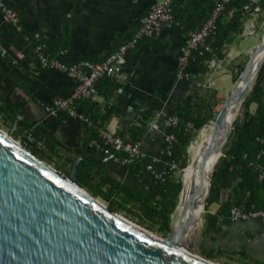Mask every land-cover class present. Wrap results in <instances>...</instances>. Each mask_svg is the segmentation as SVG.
<instances>
[{
	"label": "crops",
	"instance_id": "0c3cea01",
	"mask_svg": "<svg viewBox=\"0 0 264 264\" xmlns=\"http://www.w3.org/2000/svg\"><path fill=\"white\" fill-rule=\"evenodd\" d=\"M162 1L4 0L18 14L22 31L6 23L0 11V39L12 53L25 55V60L16 66L11 59L0 58V101L17 107L19 112L14 134L20 138L24 133L17 128L18 124L33 129L46 128L49 117L45 106L55 99L71 98L78 86L76 80L61 72L42 69L37 61V46L31 39L54 41L69 36L68 49L58 55L62 62L100 63L131 39L152 6ZM188 35L179 24L163 30L155 39L144 41L129 52L127 64L121 71L126 81L102 82L100 89L98 85L99 96L92 102L112 109L102 130L117 137H127L133 128L144 131L140 143L144 157L134 170L137 173L115 160L104 164L106 172L125 185L156 187L160 183L158 174L171 164L165 154L169 130L157 115L161 112L169 115L190 101L218 92L214 78L223 70L224 62L215 60L214 65L209 63L201 72L193 58L188 67L191 79H177L178 63ZM86 124L66 117L56 133V140L71 152L82 151L88 143ZM154 125H159L160 129L152 131ZM88 153L97 154L96 151ZM151 165L155 166L154 172L147 169ZM219 210L220 205L216 204L210 214L219 216ZM202 232L205 235L203 248L224 262L264 264L262 221L232 222L230 218H220L218 224L205 225Z\"/></svg>",
	"mask_w": 264,
	"mask_h": 264
},
{
	"label": "water",
	"instance_id": "95a60500",
	"mask_svg": "<svg viewBox=\"0 0 264 264\" xmlns=\"http://www.w3.org/2000/svg\"><path fill=\"white\" fill-rule=\"evenodd\" d=\"M263 65L264 35L222 103L216 119L222 125L219 136L194 163L190 161L195 173L189 188L183 180L176 210L182 209L180 222L167 237L113 213L81 188L77 172L79 164L87 161L85 157H77L65 177L16 141L17 112L10 131L0 130V264H228L203 253L205 235L202 232L198 240L193 238L189 221L197 208L206 211L217 166L209 176L207 160L228 143L233 113ZM115 157L112 154L91 164H107Z\"/></svg>",
	"mask_w": 264,
	"mask_h": 264
},
{
	"label": "trees",
	"instance_id": "16d2710c",
	"mask_svg": "<svg viewBox=\"0 0 264 264\" xmlns=\"http://www.w3.org/2000/svg\"><path fill=\"white\" fill-rule=\"evenodd\" d=\"M220 0H178L174 5V17L176 24L183 27L184 32L190 34L202 27L211 17ZM264 9L255 0H233L227 6L222 16L215 37L209 41L212 51H198L194 54V60L202 72L212 61L224 62L230 48L235 41L243 36L245 25L257 12ZM30 39V38H29ZM36 46L40 39H31ZM46 54L58 56L66 51L69 46V36L54 41H44ZM249 62V60H248ZM247 66V64H246ZM246 66L241 65L234 77L236 82L244 73ZM111 80H103L109 82ZM217 91H213L207 97L197 101H190L169 116L179 119V126L174 130L176 143L171 159L177 165V170L165 175L164 180L156 187L133 188L112 178L105 170V166H93L92 162L103 160L114 152L106 149L101 151L90 145L99 141L100 132L109 119L112 109L102 108L100 105L82 102L78 105L91 124H86L88 130V143L82 151L74 153L65 149L56 140V133L64 124L66 115L59 118H49L48 126L44 129L22 127L18 124L20 132L34 131L36 143L45 145L41 150L37 144H29L23 141L22 145L33 153L41 161L55 166V170L61 175H69L73 161L83 156L86 162L78 166L79 186L85 189L96 199H102L107 203L110 211L117 214H125L131 221L147 228L149 231L167 237L173 230V217L179 205L183 191V173L189 167L191 156L189 148L198 134L217 118L216 109L221 105ZM222 100V99H221ZM255 110L252 111V108ZM17 107L0 101V118L6 127L12 128L16 118ZM144 131L133 128L129 132L130 139L122 137L132 144L141 143ZM14 138H19L14 134ZM49 151V153H47ZM96 151V155L88 152ZM224 156L218 162L213 178L212 196L206 207V226L218 224L220 218H230L231 209L239 208L250 211L252 208L264 210V181L259 179V167H264V65L260 70L251 96L245 102L244 120L234 124L228 143L223 148ZM117 158L123 154H117ZM114 161V160H112ZM139 163L130 167L133 173ZM220 205L219 216L210 214L211 207ZM217 213V214H218ZM203 253L213 256L203 248Z\"/></svg>",
	"mask_w": 264,
	"mask_h": 264
},
{
	"label": "built area",
	"instance_id": "2783aa9c",
	"mask_svg": "<svg viewBox=\"0 0 264 264\" xmlns=\"http://www.w3.org/2000/svg\"><path fill=\"white\" fill-rule=\"evenodd\" d=\"M178 0H163L152 6L149 13L142 19L141 25L134 36L127 42L121 44L116 51L111 53L105 61L97 63L90 60H81L76 63L68 64L62 62L58 56L46 54V45L43 41H39L37 45L38 64L44 70H54L61 72L68 77L78 82L77 89L74 95L69 99H55L52 103L45 106V112L49 118H59L65 114L67 118L77 119L83 123L91 124L90 119L79 110L78 105L82 102L94 101L99 96L98 85L103 80L123 82L127 80L126 75L121 71L127 64V57L130 51L135 50L140 43L155 39L163 30L171 29L176 24L174 17V5ZM199 1V0H194ZM233 0H220L217 8L211 17L203 24V26L190 33L185 42L182 56L178 63L176 77L179 81L191 79V74L188 72V67L194 54L204 50L211 52L209 41L215 37L218 31L219 22L224 15L226 8ZM0 11L3 14L4 21L13 25L19 31H22V23L18 14L12 10L4 0H0ZM64 52L61 53L63 55ZM0 58L11 59L14 66L19 65L25 60V55L22 53H12L10 49L0 39ZM212 61L210 64L214 65ZM157 119L165 121V125L169 130L166 136V151L165 154L171 160L168 169L161 171L158 174L160 182L164 180L166 174L177 170V165L172 161V151L176 143L174 130L179 126V119L174 116L165 115L162 112L157 115ZM159 125L152 126L151 130H159ZM21 141H27L29 144H35L34 131H25ZM130 139V135L126 137ZM41 150L45 149L42 143H36ZM97 150L106 149L114 154H123V157H115V161L123 167H130L134 164L141 163L143 153L140 143L132 144L126 142L122 137L114 136L104 130H101L99 141H94L92 144ZM149 171H155V166L147 167ZM259 179L264 181V167H259ZM230 220L232 222H241L249 220H260L264 223V210L252 208L250 211H244L239 208H233L230 211Z\"/></svg>",
	"mask_w": 264,
	"mask_h": 264
},
{
	"label": "rangeland",
	"instance_id": "374dc122",
	"mask_svg": "<svg viewBox=\"0 0 264 264\" xmlns=\"http://www.w3.org/2000/svg\"><path fill=\"white\" fill-rule=\"evenodd\" d=\"M255 1L262 6L264 5V0H255ZM245 27H246V29H245L243 36L239 37L235 41L234 45L230 48L228 57L224 61L223 70H220V73L218 75H216V77L214 78V82L216 84L215 87L218 89V95L220 98L219 100L221 102L220 103L221 105H219V107L215 111L217 117L222 110V103H223L224 99L229 98V96L231 95L233 89L235 88V86L238 82V81L236 82V80L234 79V77L238 71V67L241 65L246 66V64L248 63V60H250V57H251L252 53L254 52L256 46L262 40V37L264 35V9H262L261 11L260 10L257 11L252 16V18L247 21ZM255 84H256V81H255ZM255 84H254V86H255ZM251 93H252V91L244 99L243 104L240 106L239 111L237 112V116H236V120H235L234 124L241 123L244 120L245 102H246L247 98L251 96ZM254 110H255V107L252 108V111H254ZM215 121H213V122H215ZM213 122H211L210 124H212ZM0 130H3L5 132L10 131V129L5 126V124L1 118H0ZM200 133L196 137L195 141L199 140ZM14 139L21 144L23 143V141H21L19 138H14ZM47 153H49V151H47ZM223 154H224V152L222 151L221 155L216 159V165L218 164V162L222 158ZM190 156H192L191 153H190ZM51 167L53 169H55L54 165H52ZM97 200H99L101 203H103L104 205L107 206V203L105 201H103L102 199H97ZM213 206H216V204ZM119 215L131 221V219L127 218L125 216V214L121 213ZM175 215H176V213H175ZM206 215H207V211H205V213H204L202 224H199V228H197L195 235L193 236V238H196V240L199 239L202 231L205 230ZM174 220L175 219L173 217V230L176 229L175 227H178V223H176L175 222L176 220L175 221ZM137 225H139V224H137ZM139 226H141V225H139ZM141 227L148 230L147 228H145L143 226H141ZM150 232L154 233V235L160 236L156 232H153V231H150Z\"/></svg>",
	"mask_w": 264,
	"mask_h": 264
},
{
	"label": "bare ground",
	"instance_id": "6f19581e",
	"mask_svg": "<svg viewBox=\"0 0 264 264\" xmlns=\"http://www.w3.org/2000/svg\"><path fill=\"white\" fill-rule=\"evenodd\" d=\"M255 79L251 85V87L246 91V93L243 95V97L241 98L240 102L238 103L234 113H233V118L230 121V125L233 126L236 120V116H237V112L239 111L240 106L243 104L244 99L249 95V93L251 91H253V87L255 84ZM222 129V125L221 123H218L217 121L213 122L212 124L206 126L200 133V138L198 141H195L190 149L191 153V161H193V163L195 162V160L198 158V156L204 152H206L208 150V148L215 142L214 139L217 138L221 132ZM222 150L220 151H215L213 153H211L210 157L207 160L206 163V173L210 176L212 174V171L214 169V167L216 166V159L221 155ZM192 163V162H191ZM189 165V167L184 171L183 174V180H185V185L187 188L190 187V183L191 180L194 176L195 170L193 168V163ZM206 186H207V179L205 177V183H204V189L203 191H206ZM203 197L202 195H198L197 196V201H200ZM193 200L192 198H190L188 200V205H192ZM182 209H179L176 212V215L174 216V220L176 223L179 224L180 222V215H181ZM205 213V209L203 207H199L197 208V210L195 211L193 217L190 219L189 221V228H190V234H194L197 230V228H199V224H202L203 222V216Z\"/></svg>",
	"mask_w": 264,
	"mask_h": 264
}]
</instances>
